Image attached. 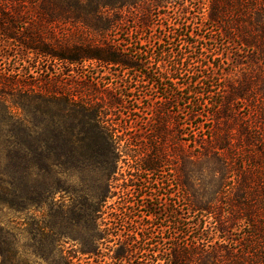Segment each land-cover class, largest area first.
<instances>
[{
  "label": "trees",
  "instance_id": "trees-1",
  "mask_svg": "<svg viewBox=\"0 0 264 264\" xmlns=\"http://www.w3.org/2000/svg\"><path fill=\"white\" fill-rule=\"evenodd\" d=\"M51 156L101 259L264 264V0H0V186Z\"/></svg>",
  "mask_w": 264,
  "mask_h": 264
},
{
  "label": "rangeland",
  "instance_id": "rangeland-1",
  "mask_svg": "<svg viewBox=\"0 0 264 264\" xmlns=\"http://www.w3.org/2000/svg\"><path fill=\"white\" fill-rule=\"evenodd\" d=\"M75 29L57 24L55 33ZM86 65L91 73L99 70ZM46 162H32L28 176L0 186V264H114L101 259L106 246L92 242L104 229L92 225L97 216L89 190L97 174L77 156L66 164L54 156Z\"/></svg>",
  "mask_w": 264,
  "mask_h": 264
}]
</instances>
